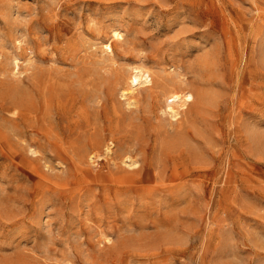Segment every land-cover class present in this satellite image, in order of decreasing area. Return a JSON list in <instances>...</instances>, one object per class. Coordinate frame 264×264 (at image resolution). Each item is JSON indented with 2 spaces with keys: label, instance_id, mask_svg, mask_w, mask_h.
Returning a JSON list of instances; mask_svg holds the SVG:
<instances>
[{
  "label": "rangeland",
  "instance_id": "obj_1",
  "mask_svg": "<svg viewBox=\"0 0 264 264\" xmlns=\"http://www.w3.org/2000/svg\"><path fill=\"white\" fill-rule=\"evenodd\" d=\"M0 264H264V0H0Z\"/></svg>",
  "mask_w": 264,
  "mask_h": 264
},
{
  "label": "bare ground",
  "instance_id": "obj_2",
  "mask_svg": "<svg viewBox=\"0 0 264 264\" xmlns=\"http://www.w3.org/2000/svg\"><path fill=\"white\" fill-rule=\"evenodd\" d=\"M108 44H109V43H108ZM108 47H109L110 50H112V49H111L112 47H111L110 44L108 45ZM106 148H107L106 150H109V147H108L107 145H106ZM126 154H127V153H126ZM126 156H128V155H126ZM131 157H132V156H131ZM129 159L131 160V162H134V161H132V158H130V156H129ZM134 159H135V158H133V160H134ZM135 160H136V159H135ZM134 163H135V162H134ZM134 163H133V164H134Z\"/></svg>",
  "mask_w": 264,
  "mask_h": 264
}]
</instances>
